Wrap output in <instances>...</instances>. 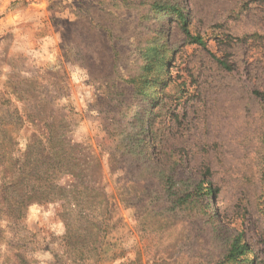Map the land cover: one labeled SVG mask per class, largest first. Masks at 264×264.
I'll return each mask as SVG.
<instances>
[{
	"label": "rangeland",
	"instance_id": "rangeland-1",
	"mask_svg": "<svg viewBox=\"0 0 264 264\" xmlns=\"http://www.w3.org/2000/svg\"><path fill=\"white\" fill-rule=\"evenodd\" d=\"M48 123L79 201L0 198V264H264V0H0V196Z\"/></svg>",
	"mask_w": 264,
	"mask_h": 264
},
{
	"label": "trees",
	"instance_id": "trees-1",
	"mask_svg": "<svg viewBox=\"0 0 264 264\" xmlns=\"http://www.w3.org/2000/svg\"><path fill=\"white\" fill-rule=\"evenodd\" d=\"M192 38L202 43L200 36H192ZM7 132L5 129H0V136L4 139L0 143V149L8 145V143L5 144V139L8 137ZM37 135L36 133L32 134L22 155V160L16 161L17 170L14 172L16 175L12 174L11 177L3 179V191L0 198L4 202V212L8 218L22 219L25 208L32 202L42 203L58 197L74 198L79 201L75 191L71 194L70 189L58 182L59 174L67 171L63 170L64 167L76 166L77 158L69 153L68 147H66L71 144H68L64 135L59 133L52 123H48L47 130ZM11 144L15 145L14 142ZM65 192H69V194L65 195ZM89 197L86 195L84 198L88 199ZM242 247L238 241H234L228 256L236 258L242 253Z\"/></svg>",
	"mask_w": 264,
	"mask_h": 264
}]
</instances>
